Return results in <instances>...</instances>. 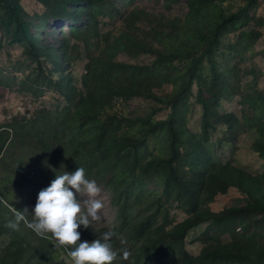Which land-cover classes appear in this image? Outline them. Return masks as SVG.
Masks as SVG:
<instances>
[{
	"label": "trees",
	"instance_id": "trees-1",
	"mask_svg": "<svg viewBox=\"0 0 264 264\" xmlns=\"http://www.w3.org/2000/svg\"><path fill=\"white\" fill-rule=\"evenodd\" d=\"M35 1L29 12L21 0H0V51L5 45L22 50L16 91L55 101L51 110L0 125V264H72L69 247H57L23 222L17 230L5 224L15 210L31 212L55 175L78 167L104 187L116 211L110 226L81 225L78 243L114 231L112 249L127 248L131 256L118 254L112 264H264V90L251 69L253 80L239 92L235 69L224 66L226 38L240 33L230 46L235 55L260 38L245 29L262 0H165L156 14L125 13L128 0ZM100 17L119 21V29L102 33ZM58 23L68 27L53 26ZM15 80L0 79V87L14 91ZM237 95L241 115L222 113ZM134 99L155 106L142 115L130 110ZM194 105L202 109L198 133L189 129ZM161 111L168 115L160 118ZM251 131L247 155L262 162L261 173L234 151L225 161L216 155ZM215 134L223 135L218 144L211 141ZM17 188L33 192L28 206L9 197ZM230 189L241 198L209 209ZM172 211L185 217L177 222ZM201 225V248L191 255L185 240Z\"/></svg>",
	"mask_w": 264,
	"mask_h": 264
},
{
	"label": "rangeland",
	"instance_id": "rangeland-1",
	"mask_svg": "<svg viewBox=\"0 0 264 264\" xmlns=\"http://www.w3.org/2000/svg\"><path fill=\"white\" fill-rule=\"evenodd\" d=\"M164 2L165 0H128L126 3L128 5L125 6L126 8L124 9L125 13H128L134 8H138L141 10H145L150 14H156L163 11ZM21 4L24 5L29 12H33L35 7L37 6L35 0H21ZM173 12L177 13L174 9ZM99 20L101 22L99 28L101 29L102 33L108 31H116L119 29V21H108V19L102 17H100ZM53 26L58 29H66L68 27V24L58 23L53 24ZM245 30L259 32L261 36L251 49H249L248 51L243 50L238 55L234 54V51L230 48V46L237 43V39L240 33L238 32L237 34H232L231 36L226 38L227 48L224 53V66L228 67L231 71L232 69H235L238 79H233L232 82L236 84V81L238 80L241 83L242 88L239 90V92H244L245 87L253 80L254 75H247V72L251 69H254L258 72V75L260 76L259 88L261 90H264V0L260 2V6L257 10L255 19L249 23L248 27ZM241 48H243V46H241ZM91 52L93 54L95 52V49L92 48ZM75 54L77 55V52ZM138 61L145 63L149 61V58L142 57ZM22 62V50L18 46L10 47L5 45L0 51V79L5 82L7 81V78H12L13 76H16L17 78V80L14 81V85H11L14 91H12L11 89H7L4 85L3 87H0V125L7 124L12 118L16 116L21 117L23 115H30L37 109L46 108L51 110L54 107L55 101L50 95H46L44 99H35L31 97L30 94L19 93L16 91L17 89L21 88L16 85V82L23 79V71L19 72L18 70L21 69ZM82 66L83 63L78 64L76 68L77 76H79ZM196 91L197 90H195V92ZM154 106L155 104L151 101L144 99H134L130 103V110L145 115L149 113L152 108H154ZM158 108L163 107L159 105ZM242 109L243 105L241 104L240 96L237 95L235 99L224 103L221 112H235L237 116H240ZM167 115V111H161L159 117H166ZM201 118V107L198 105H194L190 114L189 122V129L192 132L198 133L200 131ZM255 134L256 133L254 131L241 133L239 139L236 140L234 148L232 146L227 147L224 145L223 148L216 149L217 157L223 161L229 160L231 152L234 151L235 158L237 160H239L244 165L249 163L253 172L261 173L262 162L257 158V156L247 155L249 151L252 152V150L250 149V143L252 136H254ZM221 139H223L222 134H215L212 137L211 141L215 144H218V141ZM7 186L11 187L9 184H7ZM149 188L154 189L155 187L150 186ZM100 189L101 193L99 198L103 201L104 204V207L100 211L102 220L93 222L92 224L96 226H110L114 222L116 211L111 205L108 192L102 186L100 187ZM30 191H33V189H30ZM32 193L33 192L26 194L24 193V190L17 188L16 190H13V193H11L9 197L12 199V201H17L19 205L25 204L28 206L34 199V195H32ZM76 198L81 202L87 199L84 194H77ZM238 198H241L240 193H238L235 189H230L228 190L226 195L217 196L214 202L209 205V209L217 212L224 207L231 205L234 200ZM137 210V207L133 208L134 213ZM171 214L176 217L177 222L181 221L182 218L185 217L182 213L176 211H172ZM205 228V225H201L200 227H197V229H193L188 233L185 240V248L186 251L191 255L198 254L201 246L196 241V239L204 231Z\"/></svg>",
	"mask_w": 264,
	"mask_h": 264
},
{
	"label": "clouds",
	"instance_id": "clouds-1",
	"mask_svg": "<svg viewBox=\"0 0 264 264\" xmlns=\"http://www.w3.org/2000/svg\"><path fill=\"white\" fill-rule=\"evenodd\" d=\"M100 193L96 181L86 178L84 168L78 167L71 173L64 171L37 193L31 212L27 208L15 210L14 219L8 220L5 227L17 230L23 222L37 236L53 240L57 247H69L67 256L72 264H112L118 254L121 259L128 260L131 252L127 248L112 249L109 241L117 236L112 230L104 232L102 240L78 243L80 233L77 229L81 225L87 228L102 220L100 211L104 204ZM77 194H84L87 199L78 201ZM26 214L32 219L28 220ZM120 242L126 243L122 237Z\"/></svg>",
	"mask_w": 264,
	"mask_h": 264
}]
</instances>
